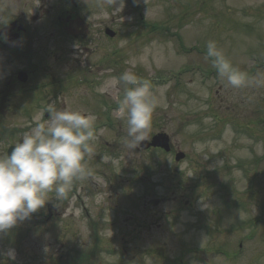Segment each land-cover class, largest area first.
Returning a JSON list of instances; mask_svg holds the SVG:
<instances>
[{"label":"rangeland","instance_id":"374dc122","mask_svg":"<svg viewBox=\"0 0 264 264\" xmlns=\"http://www.w3.org/2000/svg\"><path fill=\"white\" fill-rule=\"evenodd\" d=\"M79 2L88 34L57 33L56 42L76 51L80 74L98 76L94 93L110 92V97L100 93L99 102L111 98L115 107L98 106L91 114L100 111L101 120L119 125L120 169L133 171L122 176L134 177L130 187L139 207L163 211L162 219L179 233L196 219L198 226L184 234L198 241V264L202 259L210 264L211 257L221 259L219 264H264V0ZM105 25L115 30L113 37L104 34ZM78 38L86 48L75 43ZM209 40L244 75L243 86L233 88L217 74L206 59ZM95 41L101 47L96 52ZM55 51L59 56L61 50ZM124 72L150 83L159 105L146 134L164 130L174 150L131 151L125 145L127 124L117 112L115 93L121 91L122 100L130 86H108ZM178 149L185 156L176 163ZM227 239L231 245L221 243ZM168 244L167 253L178 251V242Z\"/></svg>","mask_w":264,"mask_h":264},{"label":"flooded vegetation","instance_id":"af4514ba","mask_svg":"<svg viewBox=\"0 0 264 264\" xmlns=\"http://www.w3.org/2000/svg\"><path fill=\"white\" fill-rule=\"evenodd\" d=\"M57 33L88 34L79 0H0V155L30 130L40 113L47 119L50 106L88 113L101 104L94 93L98 76L71 73L79 71L72 62L76 58L67 42H56ZM80 41L75 43L86 48ZM94 44L95 52L101 50L100 42ZM57 47L63 58L55 56ZM114 125L95 122L94 131H116L94 132L84 175L73 180L63 198L49 193L44 207L0 233V253L14 249L18 264L199 263L197 239L184 234L198 226L196 219L179 233L162 219L163 211L144 209L135 201L132 177L122 176L130 171L119 168L120 133ZM169 241L179 243L177 252L173 246L176 253H167ZM143 256L149 258L146 263Z\"/></svg>","mask_w":264,"mask_h":264},{"label":"clouds","instance_id":"9594fccd","mask_svg":"<svg viewBox=\"0 0 264 264\" xmlns=\"http://www.w3.org/2000/svg\"><path fill=\"white\" fill-rule=\"evenodd\" d=\"M206 59L211 60L228 85L233 88L244 85V75L213 40L206 44ZM121 82L130 87L125 88L117 112L126 121L125 145L132 151L147 140L146 132L159 99L150 83L139 80L132 72L111 77L108 86L118 87ZM46 111L47 119L36 120L14 143L10 153L0 155V233L9 232L44 207L49 193L63 198L73 180L84 175L85 153L93 152L90 141L94 139L95 115L51 106ZM0 256L14 261L15 250L9 249Z\"/></svg>","mask_w":264,"mask_h":264},{"label":"water","instance_id":"95a60500","mask_svg":"<svg viewBox=\"0 0 264 264\" xmlns=\"http://www.w3.org/2000/svg\"><path fill=\"white\" fill-rule=\"evenodd\" d=\"M106 32L109 33L110 35H113V31L110 30L109 28H106ZM168 140H169V137L167 136V134H165L163 132H159V133L154 134L152 136L151 141H147V140L142 141L141 142V145L143 147H146L149 144H152V145L162 146L165 149H169ZM181 155H182V152L181 151L177 152L176 153V158L180 157ZM0 262H2V264H12L11 262H9L7 260H4V259H0ZM56 264H68V263H65V262H57Z\"/></svg>","mask_w":264,"mask_h":264}]
</instances>
